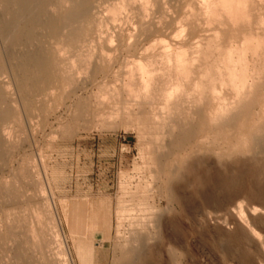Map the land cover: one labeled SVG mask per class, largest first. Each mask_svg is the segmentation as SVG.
<instances>
[{
    "label": "rangeland",
    "instance_id": "obj_1",
    "mask_svg": "<svg viewBox=\"0 0 264 264\" xmlns=\"http://www.w3.org/2000/svg\"><path fill=\"white\" fill-rule=\"evenodd\" d=\"M72 1L44 3L61 14ZM251 5L249 23L226 31L203 0H90L57 33H35L47 73L21 78L0 3V264H264V98L173 145L163 94L174 76L158 57L164 45L194 56L264 39V0ZM263 49L247 58L264 70ZM145 53L155 78L145 89L134 74L131 93L127 62Z\"/></svg>",
    "mask_w": 264,
    "mask_h": 264
},
{
    "label": "bare ground",
    "instance_id": "obj_2",
    "mask_svg": "<svg viewBox=\"0 0 264 264\" xmlns=\"http://www.w3.org/2000/svg\"><path fill=\"white\" fill-rule=\"evenodd\" d=\"M0 3L10 8V17L4 27L8 31L11 30L10 43L13 45L20 43L23 46L16 55L21 60V78H27L31 69L39 74L47 73L43 71L44 60L36 50L35 33L42 30L51 34L57 33L61 25L83 13L88 8L90 0H74L71 2L70 10L61 14H55L44 0H0ZM251 3L252 0H203L205 13L220 22L223 17L224 22L229 24L226 31L237 24L249 23ZM122 9H125L124 1L113 3L107 11L114 19L115 14ZM255 36L242 35L238 44L228 42L225 45H214L212 48L207 44L206 49L194 50L195 57L186 54L187 50L181 44L175 47L163 46L158 57L168 65V74L174 76L163 94L165 107L173 109L176 113L167 130L169 142L181 146L189 142H202L199 129L206 121L211 126L234 124L247 115L259 99L264 98V91L260 88V76L264 75L263 67L249 64L254 60L250 61L247 58L248 52H251L249 53L251 57L253 52L256 55L259 48L264 47V39ZM144 55L147 56L140 55L127 62L130 67L125 73V86L131 93L137 90L134 81L132 82L134 74H137L145 89L155 78V67L149 65L157 58L151 59V55L146 53ZM195 61L199 63L195 64ZM194 65L200 68L196 73L192 70ZM224 87L229 89V94L234 98V104L231 106L225 102L226 95L222 92ZM143 103L140 104L141 108H144ZM0 113L2 115L5 111ZM0 139H6L3 132ZM138 237L140 242L141 236ZM129 253L131 254V249L127 248L122 255L129 257Z\"/></svg>",
    "mask_w": 264,
    "mask_h": 264
}]
</instances>
